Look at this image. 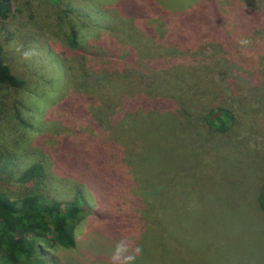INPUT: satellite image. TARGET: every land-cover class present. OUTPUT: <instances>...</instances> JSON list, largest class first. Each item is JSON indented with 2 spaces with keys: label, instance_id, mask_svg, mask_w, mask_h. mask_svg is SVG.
<instances>
[{
  "label": "rangeland",
  "instance_id": "obj_1",
  "mask_svg": "<svg viewBox=\"0 0 264 264\" xmlns=\"http://www.w3.org/2000/svg\"><path fill=\"white\" fill-rule=\"evenodd\" d=\"M10 1L0 56L21 83H0V193L83 200L74 245L41 238L26 264H110L124 237L135 264H264V13L242 27L264 0ZM211 103L227 131H167L144 109ZM32 163L43 174L20 178Z\"/></svg>",
  "mask_w": 264,
  "mask_h": 264
},
{
  "label": "trees",
  "instance_id": "obj_2",
  "mask_svg": "<svg viewBox=\"0 0 264 264\" xmlns=\"http://www.w3.org/2000/svg\"><path fill=\"white\" fill-rule=\"evenodd\" d=\"M11 6L10 0H0V18H6L9 15ZM150 9L155 12L154 9ZM245 11L250 10L243 9L235 15L243 16ZM250 12L253 13L251 19L248 23L242 22V27L252 26L259 16L258 14L264 13L261 11ZM179 16L181 15H178V18ZM228 16L232 18L230 14ZM228 16L225 18H229ZM189 18L191 19V17L185 16L181 17L180 20ZM193 19L194 21L191 22L193 28L198 23H207L203 19ZM234 34H238V32L232 30L231 35L234 36ZM71 42L72 44L75 43L73 35H71ZM177 44V42L173 43V45ZM174 81L175 78L167 80L169 85L165 84L164 87L168 93L172 91L173 84L171 82ZM0 83L13 87H17L21 83L10 72L1 56ZM172 97L173 95H171ZM144 109L149 116H153L151 117L152 120L156 123L163 121L167 125V131H175L176 133H190V130H196L202 131L204 134H219L227 131L234 121V116L227 107L214 103L209 104L198 114L191 112L193 115L185 119L175 118L172 115L174 112L165 114L150 108ZM5 169L4 164L0 165V173L4 172ZM42 174V166L39 163H32L20 173V178H36ZM88 174L93 176L92 172ZM82 201V199L65 202L41 201L39 196L34 193L9 198L0 193V250L2 252L0 264H19L22 258L25 259L24 264H26L34 254H39L41 251L39 244L41 238L62 247H72L74 245L73 225L76 220L81 218ZM256 203L257 208L264 212V179L256 192Z\"/></svg>",
  "mask_w": 264,
  "mask_h": 264
},
{
  "label": "clouds",
  "instance_id": "obj_3",
  "mask_svg": "<svg viewBox=\"0 0 264 264\" xmlns=\"http://www.w3.org/2000/svg\"><path fill=\"white\" fill-rule=\"evenodd\" d=\"M241 43H246V41H241ZM34 54L35 52L25 51L22 53V57L27 59ZM141 252L142 249L139 245L131 248L128 237H124L115 244L109 258L110 264H135L137 256Z\"/></svg>",
  "mask_w": 264,
  "mask_h": 264
}]
</instances>
